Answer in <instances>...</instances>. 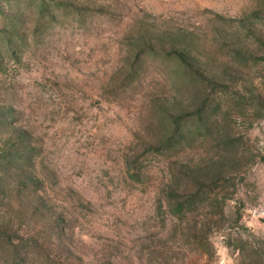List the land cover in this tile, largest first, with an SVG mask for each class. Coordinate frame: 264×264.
<instances>
[{
    "label": "rangeland",
    "instance_id": "374dc122",
    "mask_svg": "<svg viewBox=\"0 0 264 264\" xmlns=\"http://www.w3.org/2000/svg\"><path fill=\"white\" fill-rule=\"evenodd\" d=\"M0 234V264H264V0H0Z\"/></svg>",
    "mask_w": 264,
    "mask_h": 264
},
{
    "label": "trees",
    "instance_id": "16d2710c",
    "mask_svg": "<svg viewBox=\"0 0 264 264\" xmlns=\"http://www.w3.org/2000/svg\"><path fill=\"white\" fill-rule=\"evenodd\" d=\"M181 206V205H180ZM0 237H1V234H0Z\"/></svg>",
    "mask_w": 264,
    "mask_h": 264
}]
</instances>
